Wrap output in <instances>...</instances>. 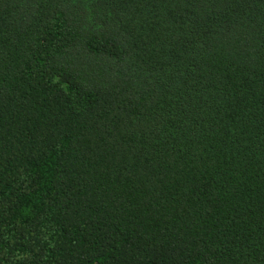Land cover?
I'll list each match as a JSON object with an SVG mask.
<instances>
[{"label": "trees", "instance_id": "trees-1", "mask_svg": "<svg viewBox=\"0 0 264 264\" xmlns=\"http://www.w3.org/2000/svg\"><path fill=\"white\" fill-rule=\"evenodd\" d=\"M0 264H264V0H0Z\"/></svg>", "mask_w": 264, "mask_h": 264}]
</instances>
